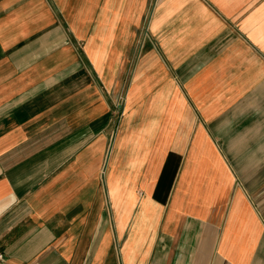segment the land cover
<instances>
[{"label":"crops","instance_id":"1","mask_svg":"<svg viewBox=\"0 0 264 264\" xmlns=\"http://www.w3.org/2000/svg\"><path fill=\"white\" fill-rule=\"evenodd\" d=\"M0 264H264V0H0Z\"/></svg>","mask_w":264,"mask_h":264}]
</instances>
